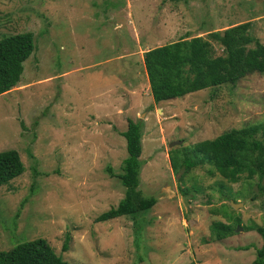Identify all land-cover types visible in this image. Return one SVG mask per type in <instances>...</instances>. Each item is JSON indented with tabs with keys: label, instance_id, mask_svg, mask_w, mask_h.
Instances as JSON below:
<instances>
[{
	"label": "rangeland",
	"instance_id": "rangeland-1",
	"mask_svg": "<svg viewBox=\"0 0 264 264\" xmlns=\"http://www.w3.org/2000/svg\"><path fill=\"white\" fill-rule=\"evenodd\" d=\"M243 22L264 45V0H0V38L34 35L19 82L0 94V151L24 165L0 186V251L45 238L69 264H251L264 176L231 182L181 163L198 142L264 122V72L156 103L143 64L150 47ZM128 118L141 123L138 188L156 203L97 222L124 196ZM218 220L235 231L211 241Z\"/></svg>",
	"mask_w": 264,
	"mask_h": 264
},
{
	"label": "trees",
	"instance_id": "trees-1",
	"mask_svg": "<svg viewBox=\"0 0 264 264\" xmlns=\"http://www.w3.org/2000/svg\"><path fill=\"white\" fill-rule=\"evenodd\" d=\"M250 22H243L222 31L208 33L210 39L195 36L180 38L143 53V64L148 77L150 93L157 103L221 84H235L248 74L264 72V45L249 32ZM218 43L222 54H216L211 41ZM34 49L32 32H19L0 38V94L8 92L20 80L23 62ZM261 135L258 137V133ZM126 141L127 156L121 172L116 176L125 187L124 196L116 206L99 214L97 222L122 215L135 216L153 207L154 196H145L139 186L141 168V123L127 119L122 132ZM181 166L189 168L209 163L225 179L236 182L240 174L264 176V122L233 128L213 139H206L188 148ZM172 167L178 169L175 158ZM24 171L18 151H0V186ZM108 172L114 175L110 168ZM239 222V218L236 219ZM210 240H221L234 233V226L220 220L210 226ZM261 246L256 248L251 264H264V225L256 227ZM68 239L63 250L68 247ZM0 264H69L56 254L45 238L21 242L8 250L0 251Z\"/></svg>",
	"mask_w": 264,
	"mask_h": 264
},
{
	"label": "water",
	"instance_id": "water-1",
	"mask_svg": "<svg viewBox=\"0 0 264 264\" xmlns=\"http://www.w3.org/2000/svg\"><path fill=\"white\" fill-rule=\"evenodd\" d=\"M180 142H181V140H178V141H172L169 145L172 146V145H174V144H176V143H180ZM231 203L234 205V207H236L237 204H238V203H235V202H231Z\"/></svg>",
	"mask_w": 264,
	"mask_h": 264
},
{
	"label": "crops",
	"instance_id": "crops-1",
	"mask_svg": "<svg viewBox=\"0 0 264 264\" xmlns=\"http://www.w3.org/2000/svg\"><path fill=\"white\" fill-rule=\"evenodd\" d=\"M150 48H152V47H150Z\"/></svg>",
	"mask_w": 264,
	"mask_h": 264
}]
</instances>
